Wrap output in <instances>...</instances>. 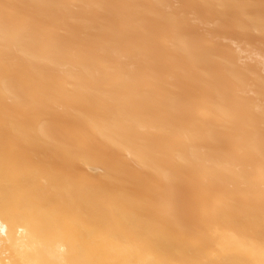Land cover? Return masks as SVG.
Returning a JSON list of instances; mask_svg holds the SVG:
<instances>
[{"label":"bare ground","instance_id":"obj_1","mask_svg":"<svg viewBox=\"0 0 264 264\" xmlns=\"http://www.w3.org/2000/svg\"><path fill=\"white\" fill-rule=\"evenodd\" d=\"M0 264H264V0H0Z\"/></svg>","mask_w":264,"mask_h":264}]
</instances>
